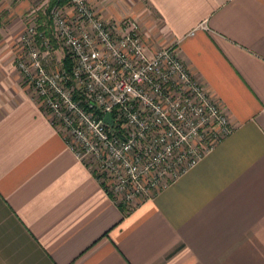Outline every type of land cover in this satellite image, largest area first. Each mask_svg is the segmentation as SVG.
<instances>
[{"label":"crops","instance_id":"obj_1","mask_svg":"<svg viewBox=\"0 0 264 264\" xmlns=\"http://www.w3.org/2000/svg\"><path fill=\"white\" fill-rule=\"evenodd\" d=\"M177 45L234 129L132 210L78 162L15 68L0 27V264H264V0H87ZM10 21V20H9ZM14 24V25H13Z\"/></svg>","mask_w":264,"mask_h":264},{"label":"built area","instance_id":"obj_2","mask_svg":"<svg viewBox=\"0 0 264 264\" xmlns=\"http://www.w3.org/2000/svg\"><path fill=\"white\" fill-rule=\"evenodd\" d=\"M36 13L19 37L15 68L115 205L128 211L154 198L234 129L177 45L147 53L136 20L103 21L87 0L52 6L47 28Z\"/></svg>","mask_w":264,"mask_h":264},{"label":"rangeland","instance_id":"obj_3","mask_svg":"<svg viewBox=\"0 0 264 264\" xmlns=\"http://www.w3.org/2000/svg\"><path fill=\"white\" fill-rule=\"evenodd\" d=\"M49 3L50 0H0V17L2 21L5 20L7 24H21L19 29L17 28V30H15L14 37L11 38L16 44L15 55L20 52L18 40L19 37L24 33L26 19L31 16L33 12L37 11L38 15L44 12ZM43 23L47 24L46 18L43 19ZM56 56L62 59L65 57V54L60 49H58Z\"/></svg>","mask_w":264,"mask_h":264},{"label":"trees","instance_id":"obj_4","mask_svg":"<svg viewBox=\"0 0 264 264\" xmlns=\"http://www.w3.org/2000/svg\"><path fill=\"white\" fill-rule=\"evenodd\" d=\"M63 1H65V0H62L61 2L58 0H50V3L48 5V7L46 8V10L39 14L38 22L42 28H47V25H49L48 22H47V24L43 23V19H45V18L47 19L46 15H45L47 13V10H49L54 5H58V4L62 3ZM1 24H2V19L0 17V27H1ZM64 64L66 67H69V65H70L69 62L67 61V59L64 60Z\"/></svg>","mask_w":264,"mask_h":264},{"label":"water","instance_id":"obj_5","mask_svg":"<svg viewBox=\"0 0 264 264\" xmlns=\"http://www.w3.org/2000/svg\"><path fill=\"white\" fill-rule=\"evenodd\" d=\"M104 121H105L107 124H110V114H109V113L105 116Z\"/></svg>","mask_w":264,"mask_h":264}]
</instances>
